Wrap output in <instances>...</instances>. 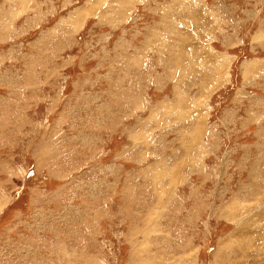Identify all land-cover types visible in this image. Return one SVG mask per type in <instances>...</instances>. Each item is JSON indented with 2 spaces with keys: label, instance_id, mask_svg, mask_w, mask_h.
<instances>
[{
  "label": "rangeland",
  "instance_id": "374dc122",
  "mask_svg": "<svg viewBox=\"0 0 264 264\" xmlns=\"http://www.w3.org/2000/svg\"><path fill=\"white\" fill-rule=\"evenodd\" d=\"M0 264H264V0H0Z\"/></svg>",
  "mask_w": 264,
  "mask_h": 264
}]
</instances>
